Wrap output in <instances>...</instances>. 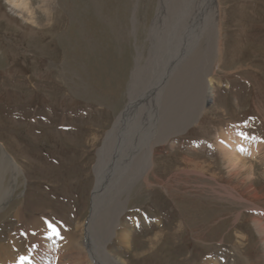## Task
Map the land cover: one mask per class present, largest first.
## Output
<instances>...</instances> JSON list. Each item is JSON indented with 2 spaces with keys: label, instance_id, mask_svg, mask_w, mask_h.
Here are the masks:
<instances>
[{
  "label": "rangeland",
  "instance_id": "obj_1",
  "mask_svg": "<svg viewBox=\"0 0 264 264\" xmlns=\"http://www.w3.org/2000/svg\"><path fill=\"white\" fill-rule=\"evenodd\" d=\"M215 1L221 35L210 70L213 100L183 133L152 145L151 169L135 181L134 153L152 130L141 119L150 110L149 90L133 86L132 112L117 134L132 137L123 166L133 163L122 170L133 180L128 195L121 194L126 208L118 238L107 244L126 264L223 259L232 256L241 236L243 262L264 264L255 211L224 190L241 193L252 185L259 195L255 204L264 209V152L232 177L215 146L227 129L264 144V0ZM159 3L0 0V168L3 184L13 186L0 207V255L12 248L10 263L38 243L41 225L80 237L90 215L98 152H105L111 174L118 168L110 154L117 144L105 147V138L128 108L138 57L140 67L148 61ZM206 37L200 31L196 52ZM109 201L101 198L102 204ZM122 230L130 233L129 243H120ZM56 261L52 253L50 264Z\"/></svg>",
  "mask_w": 264,
  "mask_h": 264
},
{
  "label": "bare ground",
  "instance_id": "obj_2",
  "mask_svg": "<svg viewBox=\"0 0 264 264\" xmlns=\"http://www.w3.org/2000/svg\"><path fill=\"white\" fill-rule=\"evenodd\" d=\"M218 18L219 8L215 0H160L149 34L151 52L148 61L144 67H140L138 57L131 75L128 108L125 114L114 123L112 130L105 138V147L113 143L117 144L110 153L117 160V170L112 174L109 172L105 167V152L99 151L94 167L96 183L92 193L90 215L81 227L80 237L73 239V236L58 229L59 236H54L49 226L44 228L41 225V228L37 229L40 235L38 243L22 256L27 258L24 264H50L52 253L57 260L55 264H126V261L107 250V244L113 238H118L116 229L120 227V216L126 208V202L121 201V194L128 195L133 180L132 176L123 174L124 169L129 167V161L133 163L129 159L123 166V158L131 151L132 137L117 135L119 130L125 127V115L127 114L128 117L132 112L130 107L134 100L133 86L137 84V88L139 86L146 88V91L149 90L150 110L141 119L144 121L146 131L152 130L140 141L142 145L140 153L138 155L134 153V159L139 157L135 160V173L139 172V175L135 174V181L140 176L142 179L145 178L151 169L152 145H161L169 137L183 133L189 126L196 123L198 117L204 112L205 106L213 100L214 83L210 78V70L220 51L221 34ZM200 31L206 33L207 39L201 51L196 52ZM147 69L151 70L149 83L147 82L149 78H146ZM215 146L227 162L232 177L241 176L247 169L248 160L259 157L264 152V144L261 140L245 136L233 129L222 130L217 136ZM251 165L248 169L254 167ZM4 168L2 164L0 207L9 202L13 192L11 183L9 187L3 184ZM252 172L253 170L248 174V181L254 176ZM118 178L121 180L119 181ZM224 190L231 196H236L235 199L238 198L237 200L250 204L255 211L252 219L253 226L264 247V209L255 204L259 197L257 191L252 185L241 193L226 187ZM102 197H108L111 201L102 204ZM111 211L112 214H110ZM129 239L130 233L122 230L119 235L120 243H129ZM242 241L244 242L241 236L231 257L226 256L227 258L223 257V259L218 256L208 257L200 264H250L248 260H244V263L243 255L240 254L238 247ZM127 247L129 248L130 245ZM11 249H5L4 254L0 255V264L20 262L13 260V263H10ZM12 259H14L13 256Z\"/></svg>",
  "mask_w": 264,
  "mask_h": 264
},
{
  "label": "snow or ice",
  "instance_id": "obj_3",
  "mask_svg": "<svg viewBox=\"0 0 264 264\" xmlns=\"http://www.w3.org/2000/svg\"><path fill=\"white\" fill-rule=\"evenodd\" d=\"M49 227L51 228V234L54 236H59V232L58 230L51 224H49ZM26 257H20V264H24V262L26 261Z\"/></svg>",
  "mask_w": 264,
  "mask_h": 264
}]
</instances>
